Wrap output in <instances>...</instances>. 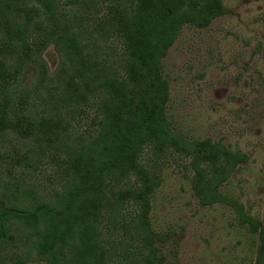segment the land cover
Returning a JSON list of instances; mask_svg holds the SVG:
<instances>
[{
    "label": "trees",
    "instance_id": "16d2710c",
    "mask_svg": "<svg viewBox=\"0 0 264 264\" xmlns=\"http://www.w3.org/2000/svg\"><path fill=\"white\" fill-rule=\"evenodd\" d=\"M228 12L223 0H0V160L15 153L28 176L1 184L0 264H158L152 197L171 154L201 206L233 208L258 235L264 264V225L221 191L247 156L187 140L167 115L169 49Z\"/></svg>",
    "mask_w": 264,
    "mask_h": 264
},
{
    "label": "rangeland",
    "instance_id": "374dc122",
    "mask_svg": "<svg viewBox=\"0 0 264 264\" xmlns=\"http://www.w3.org/2000/svg\"><path fill=\"white\" fill-rule=\"evenodd\" d=\"M223 1L229 12L208 28L186 25L162 62L171 94L167 115L187 140L222 142L247 156L221 191L264 225V0ZM44 57L54 72L59 64L54 47ZM6 154L0 160V193L4 181L26 185L28 179L25 165L14 163L15 153ZM182 159L147 156L149 164L161 162L151 213L160 239L158 264H255L258 235L240 223L233 208L201 206ZM50 172L39 179L47 186Z\"/></svg>",
    "mask_w": 264,
    "mask_h": 264
}]
</instances>
